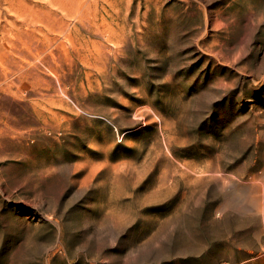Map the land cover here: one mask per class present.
I'll return each instance as SVG.
<instances>
[{"label": "rangeland", "instance_id": "1", "mask_svg": "<svg viewBox=\"0 0 264 264\" xmlns=\"http://www.w3.org/2000/svg\"><path fill=\"white\" fill-rule=\"evenodd\" d=\"M65 3L0 49V264H264V0Z\"/></svg>", "mask_w": 264, "mask_h": 264}, {"label": "bare ground", "instance_id": "2", "mask_svg": "<svg viewBox=\"0 0 264 264\" xmlns=\"http://www.w3.org/2000/svg\"><path fill=\"white\" fill-rule=\"evenodd\" d=\"M65 1L0 0V35L2 36L0 38V49L8 51L24 47V41H20V39L15 40V36L23 37L33 32L37 26L35 18H39L41 15L52 18L59 17L63 22L68 17ZM60 26L61 31L67 30L70 27L67 23L65 25L61 23Z\"/></svg>", "mask_w": 264, "mask_h": 264}]
</instances>
